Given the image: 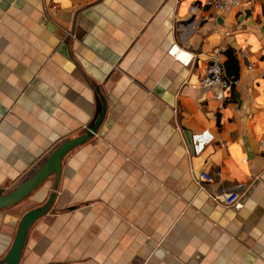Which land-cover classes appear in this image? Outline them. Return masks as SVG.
<instances>
[{"label":"crops","instance_id":"0c3cea01","mask_svg":"<svg viewBox=\"0 0 264 264\" xmlns=\"http://www.w3.org/2000/svg\"><path fill=\"white\" fill-rule=\"evenodd\" d=\"M215 57L239 80L224 97L199 85ZM102 96L20 264H264V0H0V193ZM231 191L239 210L211 197ZM21 218L0 210V260Z\"/></svg>","mask_w":264,"mask_h":264},{"label":"water","instance_id":"95a60500","mask_svg":"<svg viewBox=\"0 0 264 264\" xmlns=\"http://www.w3.org/2000/svg\"><path fill=\"white\" fill-rule=\"evenodd\" d=\"M101 98L103 106L93 127L89 128L84 134L75 138H69L59 144L34 174L26 178L11 191L0 193V210H2L21 203L43 185L48 178L54 176V191L44 205L32 208L24 213L19 222L13 244L6 256L0 260V264H20L30 228L35 222L49 212L57 198V188L63 170V159L73 149L90 140L97 133L105 118L107 101L104 96Z\"/></svg>","mask_w":264,"mask_h":264},{"label":"built area","instance_id":"2783aa9c","mask_svg":"<svg viewBox=\"0 0 264 264\" xmlns=\"http://www.w3.org/2000/svg\"><path fill=\"white\" fill-rule=\"evenodd\" d=\"M229 2L233 3L234 0H207L208 5H213L219 9L224 8ZM196 8L197 6H191V12ZM173 50L174 48L171 50V53L175 54L183 63L189 64L193 59V55L190 53L183 51L179 52V50L173 52ZM237 84H239V80L227 77L224 64L217 57L207 65L199 82L201 88L214 90L218 97H224L225 92L231 91ZM211 181L212 177L205 171H202L196 179L197 184H199L201 188H204L203 183ZM211 197L216 202L222 203L226 207L234 208L235 210H239L243 206L242 196L235 191L225 193L222 196L211 195Z\"/></svg>","mask_w":264,"mask_h":264},{"label":"rangeland","instance_id":"374dc122","mask_svg":"<svg viewBox=\"0 0 264 264\" xmlns=\"http://www.w3.org/2000/svg\"><path fill=\"white\" fill-rule=\"evenodd\" d=\"M11 190H12V188L8 189L5 193H7V192H9ZM33 194L30 197H28L27 199H25L24 201H22L21 203H19L17 205H14L12 207L6 208L4 210L11 211L12 213L18 214L21 217V216L24 215V213H26L28 210L32 209L33 207H39V206H42V205H44L46 203V202L45 203H41V202L35 201V200L32 201L33 200L32 196H35Z\"/></svg>","mask_w":264,"mask_h":264}]
</instances>
